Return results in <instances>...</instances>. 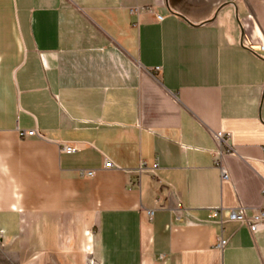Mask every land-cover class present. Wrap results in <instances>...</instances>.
<instances>
[{"label": "crops", "instance_id": "obj_1", "mask_svg": "<svg viewBox=\"0 0 264 264\" xmlns=\"http://www.w3.org/2000/svg\"><path fill=\"white\" fill-rule=\"evenodd\" d=\"M263 44L264 0H0V264H264Z\"/></svg>", "mask_w": 264, "mask_h": 264}, {"label": "built area", "instance_id": "obj_2", "mask_svg": "<svg viewBox=\"0 0 264 264\" xmlns=\"http://www.w3.org/2000/svg\"><path fill=\"white\" fill-rule=\"evenodd\" d=\"M259 51L264 53V44L259 46ZM23 137H31V136H36V132L34 131H26L23 132L21 134ZM214 139L215 141L218 143L219 146H221L222 143L225 142V135L221 132H217L216 134H214ZM78 151L77 148H75L74 146H63L62 152L66 153V154H74ZM228 153H233V149L228 147ZM216 165L218 166V168L220 169L221 172V180L226 181L228 179V174L227 171L223 168V166L219 163V158L216 160ZM113 165L111 162L109 161H105L104 163V168L105 169H110L112 168ZM155 167V166H154ZM93 171L91 170H83L80 171L79 176L80 177H91L93 176ZM262 194L264 196V186L262 188ZM149 215H152V212H149ZM231 220H242L245 219V215L244 213H236V212H231L230 213V217ZM251 223H250V231L252 232H256L260 226L264 223V208L259 209V210H255L251 217ZM224 245V241L220 240L219 243L217 244V248H221ZM91 264V263H90Z\"/></svg>", "mask_w": 264, "mask_h": 264}]
</instances>
